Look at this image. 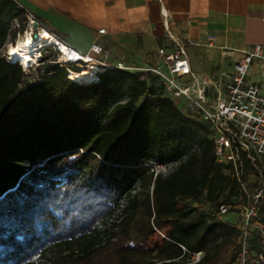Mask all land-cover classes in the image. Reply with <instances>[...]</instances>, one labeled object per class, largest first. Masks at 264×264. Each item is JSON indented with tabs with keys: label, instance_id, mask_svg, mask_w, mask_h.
I'll use <instances>...</instances> for the list:
<instances>
[{
	"label": "trees",
	"instance_id": "16d2710c",
	"mask_svg": "<svg viewBox=\"0 0 264 264\" xmlns=\"http://www.w3.org/2000/svg\"><path fill=\"white\" fill-rule=\"evenodd\" d=\"M21 14L0 0V50ZM42 53L33 83L0 56V264H232L237 230L217 208L239 189L208 125L149 72L82 82ZM149 161L175 166L154 177ZM244 166L256 185L259 164Z\"/></svg>",
	"mask_w": 264,
	"mask_h": 264
},
{
	"label": "crops",
	"instance_id": "0c3cea01",
	"mask_svg": "<svg viewBox=\"0 0 264 264\" xmlns=\"http://www.w3.org/2000/svg\"><path fill=\"white\" fill-rule=\"evenodd\" d=\"M17 1L75 50L90 53L95 42L108 53L107 63L132 70L153 66L171 35L185 44L191 71L213 83V94L243 54L261 46L247 82L264 95V0ZM174 103L184 112L183 101Z\"/></svg>",
	"mask_w": 264,
	"mask_h": 264
},
{
	"label": "built area",
	"instance_id": "2783aa9c",
	"mask_svg": "<svg viewBox=\"0 0 264 264\" xmlns=\"http://www.w3.org/2000/svg\"><path fill=\"white\" fill-rule=\"evenodd\" d=\"M13 2L21 11L29 34L31 37L35 34L34 40H37L39 33L45 30L43 25L21 3L17 0ZM47 33L49 40L43 46L50 47L55 54L54 63L66 69L69 79L70 71L81 72L88 66H94L100 71L132 70L122 63H107L108 53L95 42L90 45V53H81L54 33ZM98 33L104 34L105 30L101 29ZM167 38L171 46L157 48L155 64L135 71L151 73L164 87L168 97L173 101H183V110L189 117L208 125L212 132L215 161L232 167V175L239 189L237 203L241 202L242 195L246 194L248 197L238 213L239 224L236 230L239 240L232 264H264V95L256 85L247 82L249 67L253 60L262 58L263 49L257 45L245 52L234 64L231 74L220 83V87L214 85L216 90L213 94L210 90L213 83L203 77L199 78L191 71L185 44L171 35ZM5 60L14 64L7 54ZM35 63L36 61L29 67ZM100 71H95L93 79L87 82L97 81V73ZM244 159L259 164L260 182L257 181L248 196L244 186L247 183ZM174 166L172 163L162 165L155 161L147 164L154 177L159 174L166 175ZM235 205H219L217 215L220 218L228 215ZM201 259V252L191 253L188 264H197Z\"/></svg>",
	"mask_w": 264,
	"mask_h": 264
},
{
	"label": "rangeland",
	"instance_id": "374dc122",
	"mask_svg": "<svg viewBox=\"0 0 264 264\" xmlns=\"http://www.w3.org/2000/svg\"><path fill=\"white\" fill-rule=\"evenodd\" d=\"M21 17H22V23L24 25V30L22 32L21 31H19V32L16 31L15 33L11 32V34L9 35V37L7 39L6 45L0 50V56L3 57L4 59H5V56L7 54L8 47L13 45V44H15L18 40L22 39V37L26 34V32H28L26 21H25V19H24L22 14H21ZM38 41H39V43L42 42V40L40 38L38 39ZM44 48L45 47L42 46L38 51H36L35 54H37V55L32 56L33 57V63L36 61L35 65H33L32 67H29V66L32 65L33 63H30L28 66H25V64L19 63L20 66L22 67V70L27 74V82L28 83H33L36 80V76H37V72L36 71L39 68L38 67L39 66V61L43 58L42 49H44ZM48 48H50V47H48ZM38 52L40 54H38ZM36 58H38V59L36 60ZM13 63H15V62H13ZM87 69L85 71L79 73V74L80 75L83 74L85 76H88V75L90 76L91 74H88L87 72H93L94 70H92L91 68H87ZM79 74H77L75 76H72V77L74 79H77V80H84L85 78H87V77H85L83 79V78L80 77ZM246 179H247V183H245L244 186H245V190H246L247 196H248L250 194L251 189L255 185H252V181L254 179L253 177L247 175ZM257 181L260 182V178L259 177H257ZM247 200H248V197H246V194L242 195L241 202H238L235 205V207H233L231 209V211H230V213L228 215H226L224 217H221V221L227 222L228 224H230L231 226H235V228H236L238 226V224H239L238 213L241 211L242 207L246 204ZM202 201L203 200L200 199L198 201V203H202ZM263 205H264V201H263ZM194 206L197 207L199 212L200 211H204V212H208L209 211V207L208 206H201L200 204L195 205V203H194ZM238 240H239V237H238V230H237V238L235 239L234 244L231 245V247L229 248L228 252L226 253V256H225V259H224L223 263H227L228 261H230V258L232 257V254L234 253V248L236 247V245L238 243ZM254 246L256 247V245H254Z\"/></svg>",
	"mask_w": 264,
	"mask_h": 264
},
{
	"label": "bare ground",
	"instance_id": "6f19581e",
	"mask_svg": "<svg viewBox=\"0 0 264 264\" xmlns=\"http://www.w3.org/2000/svg\"><path fill=\"white\" fill-rule=\"evenodd\" d=\"M48 36H49L48 33L44 30L43 32L39 33V35L37 36V40H34L33 37H31V35L29 34V32H26V34L22 37V39L18 40L15 44L9 46L7 49V56L9 60L11 61V63L18 62V64L22 63V64H25V66H28L30 63H33L32 56L37 55L35 54L37 49L39 47L41 48L43 46V43L49 40ZM39 38L42 40V42L40 43L38 41ZM87 68H91L94 71L88 73V74H91L90 79L84 80L82 82H87V81L92 80L94 76L93 73L95 71H100L98 70V68H95L94 66H88V67L83 68L81 72L85 71ZM79 73H73L72 71H70L69 77L72 79V76H75Z\"/></svg>",
	"mask_w": 264,
	"mask_h": 264
},
{
	"label": "water",
	"instance_id": "95a60500",
	"mask_svg": "<svg viewBox=\"0 0 264 264\" xmlns=\"http://www.w3.org/2000/svg\"><path fill=\"white\" fill-rule=\"evenodd\" d=\"M33 39H36V35L35 34L33 35Z\"/></svg>",
	"mask_w": 264,
	"mask_h": 264
}]
</instances>
